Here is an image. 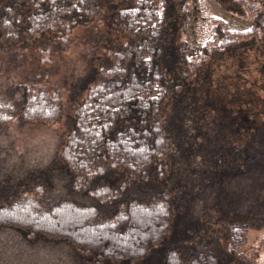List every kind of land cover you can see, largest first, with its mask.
Segmentation results:
<instances>
[{
  "label": "trees",
  "instance_id": "trees-1",
  "mask_svg": "<svg viewBox=\"0 0 264 264\" xmlns=\"http://www.w3.org/2000/svg\"><path fill=\"white\" fill-rule=\"evenodd\" d=\"M227 1L251 24L190 52L197 0H0V264H256L264 0Z\"/></svg>",
  "mask_w": 264,
  "mask_h": 264
},
{
  "label": "rangeland",
  "instance_id": "rangeland-1",
  "mask_svg": "<svg viewBox=\"0 0 264 264\" xmlns=\"http://www.w3.org/2000/svg\"><path fill=\"white\" fill-rule=\"evenodd\" d=\"M229 4L230 3L227 0L219 2L214 0H197V8L192 13L188 22V33L187 36L185 35L188 42L187 48L190 52H197L200 49L201 44L209 36L213 16L223 18L232 28L243 29L251 24L249 17H246V15H243L242 12ZM72 47L78 48L75 44H71V47L69 45L66 51L58 52V54L56 52L49 56L50 58L47 60L48 64L42 65V68L40 69L42 77L47 73V81L59 79L64 73L59 65L62 63L63 66L64 64H71L75 56L76 60L79 57L74 53ZM248 57L250 62L248 63L247 69L244 71V75L249 76L248 83L250 82V85L253 79L257 78V71L254 68L255 58L253 57V52L249 51ZM37 58V56H32L31 54L30 56L28 55L25 62L26 68L31 65L34 66ZM52 64H54L53 66L55 69ZM215 67L221 69L224 73H227L232 69L229 68V66L217 64ZM64 130L63 124L54 125L52 128H40L38 126L34 130H29L28 132H26L25 128V137L32 140L35 139L37 143H39L38 141L42 143L48 139L53 141L52 138L57 135L58 132H63ZM18 131L21 135L24 134L20 128H18ZM243 249L245 254L251 258L254 263L264 264V224L259 227L249 228L248 238Z\"/></svg>",
  "mask_w": 264,
  "mask_h": 264
}]
</instances>
